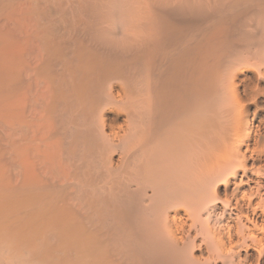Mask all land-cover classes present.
Masks as SVG:
<instances>
[{
    "label": "bare ground",
    "instance_id": "bare-ground-1",
    "mask_svg": "<svg viewBox=\"0 0 264 264\" xmlns=\"http://www.w3.org/2000/svg\"><path fill=\"white\" fill-rule=\"evenodd\" d=\"M0 264H264V0H0Z\"/></svg>",
    "mask_w": 264,
    "mask_h": 264
}]
</instances>
